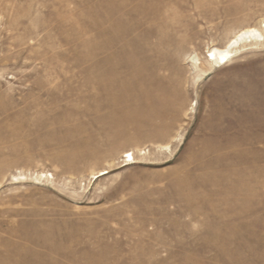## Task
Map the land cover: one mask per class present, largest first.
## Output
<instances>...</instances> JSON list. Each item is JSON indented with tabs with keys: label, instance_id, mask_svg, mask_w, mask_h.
<instances>
[{
	"label": "rangeland",
	"instance_id": "rangeland-1",
	"mask_svg": "<svg viewBox=\"0 0 264 264\" xmlns=\"http://www.w3.org/2000/svg\"><path fill=\"white\" fill-rule=\"evenodd\" d=\"M0 264H264V0H0Z\"/></svg>",
	"mask_w": 264,
	"mask_h": 264
},
{
	"label": "bare ground",
	"instance_id": "bare-ground-1",
	"mask_svg": "<svg viewBox=\"0 0 264 264\" xmlns=\"http://www.w3.org/2000/svg\"><path fill=\"white\" fill-rule=\"evenodd\" d=\"M255 35H257V32L253 28L242 30L238 32L235 36H233L227 42V44L225 45L223 49L213 48L210 51H208L207 57L209 60H213L215 63L223 64L227 62L229 58L231 57V52L233 48H235V45L238 44V41H246ZM128 155L130 157L132 156L131 154H128Z\"/></svg>",
	"mask_w": 264,
	"mask_h": 264
}]
</instances>
